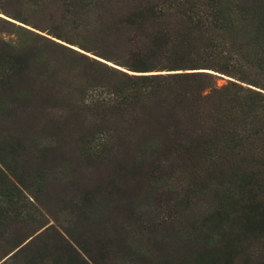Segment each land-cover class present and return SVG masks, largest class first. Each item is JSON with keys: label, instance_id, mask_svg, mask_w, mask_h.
<instances>
[{"label": "trees", "instance_id": "trees-1", "mask_svg": "<svg viewBox=\"0 0 264 264\" xmlns=\"http://www.w3.org/2000/svg\"><path fill=\"white\" fill-rule=\"evenodd\" d=\"M13 1L0 13L115 65L0 17L120 79L91 104L118 111L122 186L120 233H105L100 261L69 233L62 250L31 253L34 234L6 260L264 264V0ZM55 7L57 26L35 22Z\"/></svg>", "mask_w": 264, "mask_h": 264}, {"label": "rangeland", "instance_id": "rangeland-1", "mask_svg": "<svg viewBox=\"0 0 264 264\" xmlns=\"http://www.w3.org/2000/svg\"><path fill=\"white\" fill-rule=\"evenodd\" d=\"M6 6L17 12L13 0H0V7ZM0 17L115 66L48 32ZM40 17L35 22L52 29L61 11L55 7ZM93 69L87 61L0 22V264H25L28 258L17 263L6 258L34 234L31 253L46 245L62 250L60 236L67 239L66 233L100 261L105 233L112 238L120 233L118 111H93L91 104L93 98L106 97L101 85L119 87L120 79ZM226 80L230 78L218 85ZM11 200L23 207L14 210H21L16 221L8 218ZM178 222L193 227L189 217Z\"/></svg>", "mask_w": 264, "mask_h": 264}, {"label": "water", "instance_id": "water-1", "mask_svg": "<svg viewBox=\"0 0 264 264\" xmlns=\"http://www.w3.org/2000/svg\"><path fill=\"white\" fill-rule=\"evenodd\" d=\"M231 80V79H230Z\"/></svg>", "mask_w": 264, "mask_h": 264}]
</instances>
